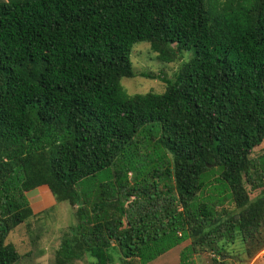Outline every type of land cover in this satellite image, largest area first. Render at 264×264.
I'll list each match as a JSON object with an SVG mask.
<instances>
[{
	"label": "trees",
	"instance_id": "1",
	"mask_svg": "<svg viewBox=\"0 0 264 264\" xmlns=\"http://www.w3.org/2000/svg\"><path fill=\"white\" fill-rule=\"evenodd\" d=\"M139 42L195 53L141 73L164 93L129 94ZM263 143L264 0H0V264L22 259L7 239L35 191L77 208L54 264H149L188 240L180 264H227L236 242L253 259Z\"/></svg>",
	"mask_w": 264,
	"mask_h": 264
},
{
	"label": "rangeland",
	"instance_id": "2",
	"mask_svg": "<svg viewBox=\"0 0 264 264\" xmlns=\"http://www.w3.org/2000/svg\"><path fill=\"white\" fill-rule=\"evenodd\" d=\"M6 1V0H5ZM194 50H187L183 53L180 61L173 63H163L158 60L156 54L152 52L148 42H139L135 45L131 60L133 62L137 76L134 78H124L122 83L129 94H146L149 92L164 93L167 85L160 79H149L141 76V73H152L155 75L173 78L175 73L180 70L182 65L189 62L193 56ZM254 157L264 155V143L255 148ZM132 178V175H130ZM248 191L252 199L260 195L261 189L253 191L248 186ZM41 191V190H40ZM30 202L33 207L35 217L31 218L27 225L19 226L12 231L7 239V243L14 244L22 259L18 264H54V256L59 249L65 233L72 225L77 224L76 207L68 203L55 204L46 199L44 191H35L30 196ZM52 206H54L52 208ZM52 209L50 212L49 210ZM264 235V230H263ZM32 236H37L32 240ZM191 240L186 241L176 249H172L165 255L149 264H180V252L188 246ZM229 255L224 258L227 264H264V250L253 259H248L244 245L239 242L228 247ZM30 252V255H28ZM113 264H124L120 256L114 255ZM215 254L209 249H200L195 256L196 264H214ZM76 264H91L86 261H79Z\"/></svg>",
	"mask_w": 264,
	"mask_h": 264
}]
</instances>
